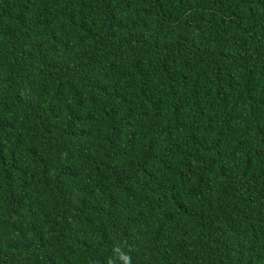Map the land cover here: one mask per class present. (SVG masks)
I'll return each instance as SVG.
<instances>
[{
    "label": "trees",
    "instance_id": "16d2710c",
    "mask_svg": "<svg viewBox=\"0 0 264 264\" xmlns=\"http://www.w3.org/2000/svg\"><path fill=\"white\" fill-rule=\"evenodd\" d=\"M0 264H264V0H0Z\"/></svg>",
    "mask_w": 264,
    "mask_h": 264
}]
</instances>
